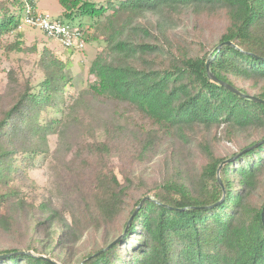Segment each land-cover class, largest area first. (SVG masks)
Listing matches in <instances>:
<instances>
[{
    "label": "trees",
    "instance_id": "1",
    "mask_svg": "<svg viewBox=\"0 0 264 264\" xmlns=\"http://www.w3.org/2000/svg\"><path fill=\"white\" fill-rule=\"evenodd\" d=\"M58 2L80 28L84 17L102 27L104 46L89 66L94 81L72 93L68 62L48 47L36 85L7 71L0 231L26 216L35 236L0 246V264H264V142L239 153L264 138V102L206 72L208 55L232 41L239 48L216 51L212 73L264 100V0ZM19 6L0 3V45L22 37ZM8 47L22 51V40ZM223 142L236 150L221 152ZM164 151L170 169L149 179L138 168ZM232 156L219 171L223 191L216 171ZM49 159L60 201L35 205L18 181ZM148 194L159 202L140 204ZM89 233L101 241L82 247Z\"/></svg>",
    "mask_w": 264,
    "mask_h": 264
},
{
    "label": "rangeland",
    "instance_id": "2",
    "mask_svg": "<svg viewBox=\"0 0 264 264\" xmlns=\"http://www.w3.org/2000/svg\"><path fill=\"white\" fill-rule=\"evenodd\" d=\"M97 1L100 5L105 6L109 0H91ZM118 1V0H113ZM23 0H0V3L6 4L9 10L13 13H18L19 3ZM30 4L37 11H45L53 18H60L66 23L78 25L79 17H67L64 15V9L58 0H28ZM23 13V11H21ZM82 26L85 31L86 43L81 50H72L64 48L54 38H50L44 34L40 29L31 27L22 21L20 25V32L22 37L12 33L2 39L0 45V106L8 104V97L10 94V87L8 86L7 71L10 68L15 69L21 76L30 78L31 83L36 85L43 78L42 73L38 69L36 62L39 57L40 51L44 47L51 49L58 57L68 62V67L71 75V86L68 91L72 93L76 90L85 87L88 83L93 82L95 77L89 73V66L97 53H99L104 46L101 39L103 28L99 27L91 19L82 18ZM22 40V51L9 50L8 44L14 43L17 39ZM67 134V138H73V135ZM221 152L227 153L236 150V148L229 143H221ZM194 161L197 156L193 153ZM161 159L155 163H150L146 166H140L138 169L145 171V175L151 179L162 174L165 170H169V157L168 152L160 154ZM159 157V158H160ZM169 158V159H168ZM167 159V160H166ZM198 160V159H197ZM53 164L51 159L42 162L40 167H35L28 171L29 177L24 182H19V187L24 193L25 199L33 204H38L44 198H51L52 202L58 204L60 199L53 190ZM149 195V194H148ZM146 196V195H145ZM30 222L26 216L22 217V226L12 234H4L0 231V246H25L35 234L30 230ZM113 230L110 228L108 231ZM100 236L92 233L87 234L81 241L82 247L89 246L94 242H99Z\"/></svg>",
    "mask_w": 264,
    "mask_h": 264
},
{
    "label": "built area",
    "instance_id": "3",
    "mask_svg": "<svg viewBox=\"0 0 264 264\" xmlns=\"http://www.w3.org/2000/svg\"><path fill=\"white\" fill-rule=\"evenodd\" d=\"M24 1L23 21L40 29L50 38H54L64 48L81 50L86 43L85 32L77 25L53 18L45 11H37L28 0Z\"/></svg>",
    "mask_w": 264,
    "mask_h": 264
},
{
    "label": "water",
    "instance_id": "4",
    "mask_svg": "<svg viewBox=\"0 0 264 264\" xmlns=\"http://www.w3.org/2000/svg\"><path fill=\"white\" fill-rule=\"evenodd\" d=\"M224 45H231V46H233V47H235V48H239V47H238L234 42H232V41H225V42H222V43L218 44V45L214 48L213 52H212L211 54L208 55V58H207V60H206V72H207V76H208L210 79H212L213 81L217 82L218 84L227 87L228 89H230V90H232V91H234V92H236V93L242 95L243 97H245V98H247V99H251V100H255V101H259V102H264V100H262V99H260V98H258V97H256V96H253V95H250V94H247V93H244V92L240 91L239 89L235 88L234 86L230 85L229 83H227V82H225V81H223V80L217 78V77L212 73V70H211V61H212V59L214 58V53H215L216 51H218L219 49H221L222 46H224ZM262 142H264V138H263L262 140H260L259 142H257L256 144H254V145H252V146H250V147H247V148L243 149V150H242L241 152H239V153H242V152L247 151V150H249V149H251V148H253V147H256L257 145H259V144L262 143ZM234 157H235V156H232V157L227 158V159H225L224 161H222V162L220 163V165L218 166L217 171H216L217 180H218L220 186L222 187L223 191H224V185H223V183H222V181H221L219 171H220L221 166H222L226 161L231 160V159H233ZM146 199H153V200L156 201L157 203L159 202L157 199L153 198L151 195H146V196H144V197L142 198L140 204H141L143 201H145ZM263 209H264V208H263ZM261 219H262V223H263V225H264V212H263V211H262V213H261ZM130 222H131V219L128 220V222H127L125 228L123 229L122 233H121V234H120L115 240H113V241L109 244V246H110L111 244H113V243H115V242H117V241H119V240L122 239V237L126 234V231H127L128 227H129V225H130ZM28 253H31V252H28ZM42 257H43V258H46V259H48V260H50V261H52L53 263L58 264L56 261H53V260H51V259H49V258H47V257H45V256H42Z\"/></svg>",
    "mask_w": 264,
    "mask_h": 264
}]
</instances>
